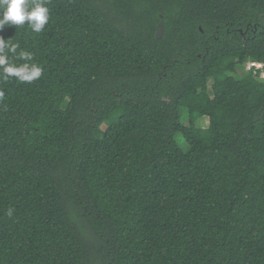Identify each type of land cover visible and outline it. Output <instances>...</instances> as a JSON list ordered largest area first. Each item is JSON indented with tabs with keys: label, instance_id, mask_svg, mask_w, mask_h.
Returning a JSON list of instances; mask_svg holds the SVG:
<instances>
[{
	"label": "trees",
	"instance_id": "1",
	"mask_svg": "<svg viewBox=\"0 0 264 264\" xmlns=\"http://www.w3.org/2000/svg\"><path fill=\"white\" fill-rule=\"evenodd\" d=\"M47 7L0 33L43 68L0 81V264H264V0Z\"/></svg>",
	"mask_w": 264,
	"mask_h": 264
},
{
	"label": "clouds",
	"instance_id": "2",
	"mask_svg": "<svg viewBox=\"0 0 264 264\" xmlns=\"http://www.w3.org/2000/svg\"><path fill=\"white\" fill-rule=\"evenodd\" d=\"M47 4L48 0H0V33L6 26L18 28L26 23L33 32L41 33L50 19ZM19 49V44L12 43L11 40L5 41L0 36V81L8 82L15 78L21 83H31L42 76L43 68L33 62V53ZM9 54L25 62H12ZM3 95V91H0V97ZM14 211V208L9 207L5 214L11 218Z\"/></svg>",
	"mask_w": 264,
	"mask_h": 264
},
{
	"label": "built area",
	"instance_id": "3",
	"mask_svg": "<svg viewBox=\"0 0 264 264\" xmlns=\"http://www.w3.org/2000/svg\"><path fill=\"white\" fill-rule=\"evenodd\" d=\"M264 68V64L262 63H255V62H251L247 65V70L248 71H251L253 69H256V70H261ZM262 76L264 77V72L262 73Z\"/></svg>",
	"mask_w": 264,
	"mask_h": 264
},
{
	"label": "rangeland",
	"instance_id": "4",
	"mask_svg": "<svg viewBox=\"0 0 264 264\" xmlns=\"http://www.w3.org/2000/svg\"><path fill=\"white\" fill-rule=\"evenodd\" d=\"M187 123H188V120L185 121V124ZM197 126L206 128L208 126V119L207 118L200 119L197 123Z\"/></svg>",
	"mask_w": 264,
	"mask_h": 264
},
{
	"label": "water",
	"instance_id": "5",
	"mask_svg": "<svg viewBox=\"0 0 264 264\" xmlns=\"http://www.w3.org/2000/svg\"><path fill=\"white\" fill-rule=\"evenodd\" d=\"M163 33H164V27H163V24H160L159 25V31L157 33V37L161 38L163 36Z\"/></svg>",
	"mask_w": 264,
	"mask_h": 264
}]
</instances>
